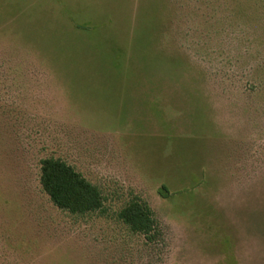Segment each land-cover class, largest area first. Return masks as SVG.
Returning <instances> with one entry per match:
<instances>
[{"label": "rangeland", "instance_id": "obj_1", "mask_svg": "<svg viewBox=\"0 0 264 264\" xmlns=\"http://www.w3.org/2000/svg\"><path fill=\"white\" fill-rule=\"evenodd\" d=\"M0 264H264V0H0Z\"/></svg>", "mask_w": 264, "mask_h": 264}, {"label": "trees", "instance_id": "obj_2", "mask_svg": "<svg viewBox=\"0 0 264 264\" xmlns=\"http://www.w3.org/2000/svg\"><path fill=\"white\" fill-rule=\"evenodd\" d=\"M42 164V187L57 208L74 215L103 209L104 198L100 190L64 161L47 159ZM118 218L132 233L143 235L148 242L157 240L156 219L147 203L138 199L131 201L119 212Z\"/></svg>", "mask_w": 264, "mask_h": 264}]
</instances>
